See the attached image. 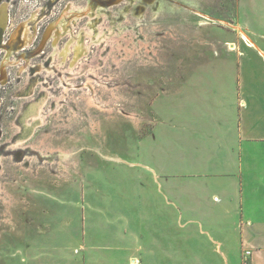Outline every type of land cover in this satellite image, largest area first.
Instances as JSON below:
<instances>
[{
    "label": "rangeland",
    "instance_id": "374dc122",
    "mask_svg": "<svg viewBox=\"0 0 264 264\" xmlns=\"http://www.w3.org/2000/svg\"><path fill=\"white\" fill-rule=\"evenodd\" d=\"M2 12L0 264L129 260L116 252L129 245L121 223L138 218L144 232L136 201L146 195L130 153L159 94L176 91L229 33L250 35L240 1L3 0ZM23 21L25 45L15 37Z\"/></svg>",
    "mask_w": 264,
    "mask_h": 264
},
{
    "label": "crops",
    "instance_id": "0c3cea01",
    "mask_svg": "<svg viewBox=\"0 0 264 264\" xmlns=\"http://www.w3.org/2000/svg\"><path fill=\"white\" fill-rule=\"evenodd\" d=\"M239 1L250 35L229 33L159 94L130 153L146 195L144 232L138 218L121 223L129 245L116 252L129 260L93 264H242L245 249L264 264V0Z\"/></svg>",
    "mask_w": 264,
    "mask_h": 264
},
{
    "label": "bare ground",
    "instance_id": "6f19581e",
    "mask_svg": "<svg viewBox=\"0 0 264 264\" xmlns=\"http://www.w3.org/2000/svg\"><path fill=\"white\" fill-rule=\"evenodd\" d=\"M1 2H0V5H1V3L3 2V0H0ZM4 7H5V5L3 6H1V9H4ZM8 18V17H7ZM6 23H7V21H6V13L5 12H2V14H1V17H0V27H5L6 26ZM21 26L19 27V29H18V31H17V34L15 35V37H19L20 38V40H21V42H22V44H28L29 42H30V37H25V39H23V38H21V34H29L28 32H29V26H28V22L27 21H23V23L22 24H20ZM28 36V35H27ZM83 50H85L84 48H83ZM8 54H9V52H8ZM9 58V57H8ZM7 61H5V63H6ZM4 63V64H5ZM8 63V62H7ZM7 66V65H6ZM2 71H3V73H5V71H6V68H5V66H3V68H2ZM42 104H43V101L41 102V103H38L37 105L36 104H34L35 105V110H38L36 113H34V114H30L29 113V115H34V117H35V121L33 122V123H31V124H29V126H30V129H29V132L30 131H33L34 129H35V125H37L38 123H40L41 122V117H40V113H39V109L40 108H42ZM25 116V115H24ZM27 117H29L28 116V114H27ZM28 121V120H27ZM34 132V131H33Z\"/></svg>",
    "mask_w": 264,
    "mask_h": 264
},
{
    "label": "built area",
    "instance_id": "2783aa9c",
    "mask_svg": "<svg viewBox=\"0 0 264 264\" xmlns=\"http://www.w3.org/2000/svg\"><path fill=\"white\" fill-rule=\"evenodd\" d=\"M251 256H252V250L245 249L242 256L243 257L242 264H253L250 262Z\"/></svg>",
    "mask_w": 264,
    "mask_h": 264
},
{
    "label": "flooded vegetation",
    "instance_id": "af4514ba",
    "mask_svg": "<svg viewBox=\"0 0 264 264\" xmlns=\"http://www.w3.org/2000/svg\"><path fill=\"white\" fill-rule=\"evenodd\" d=\"M9 23H10V20H9ZM8 28V27H7ZM15 32V31H14ZM11 39V38H10ZM8 46H11L10 44V40H8V43H7ZM17 47V46H16Z\"/></svg>",
    "mask_w": 264,
    "mask_h": 264
}]
</instances>
